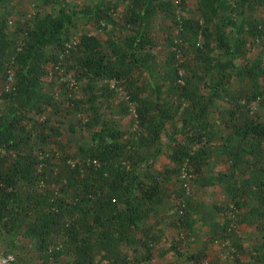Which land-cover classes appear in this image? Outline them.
<instances>
[{
	"label": "trees",
	"instance_id": "obj_1",
	"mask_svg": "<svg viewBox=\"0 0 264 264\" xmlns=\"http://www.w3.org/2000/svg\"><path fill=\"white\" fill-rule=\"evenodd\" d=\"M202 2V20L181 17L161 38L141 31L140 24L167 3L131 0L124 16L130 33L113 39L108 50L93 32L111 19L116 2L87 7L84 15L90 30L76 42L80 55L73 75L102 84L99 93L104 96L114 90L108 88L110 82L121 86L134 106L136 129L133 135L114 127L107 132L87 128L93 141L78 147L79 158L68 166L65 183L57 189L42 184V146L37 141L47 136V123L34 118L47 111L40 101L41 82L61 55L70 52L64 54L69 28L63 17H38L21 29L23 37L16 41L0 15V84L12 76L6 93L11 103L7 113L0 114L2 227L10 230L24 223L27 236L43 254L51 250L52 235L60 234L70 243L67 264H98L94 262L97 255L108 264H119L120 244L157 242L158 231L141 222L165 199L179 198L182 215L190 204L183 199L190 185H208L204 175L207 146L217 136L223 139L229 169L240 164L249 169L246 182L239 186L252 201V211L264 216V122L252 106L260 96L258 82L264 68L246 56L247 44L264 39V0H236L233 5L225 0ZM226 10L234 12V21ZM221 21L226 22L224 26ZM228 26L236 28H232L235 35L226 31ZM212 42L246 64L237 65L232 57L216 63ZM195 60L201 61V69L195 68ZM214 69L215 78L200 85L198 72ZM233 77L239 86H233ZM215 110L224 129L220 134L212 121ZM173 119L180 126L161 151L164 123ZM160 152L165 161H159ZM186 219L185 225L189 216Z\"/></svg>",
	"mask_w": 264,
	"mask_h": 264
},
{
	"label": "rangeland",
	"instance_id": "obj_2",
	"mask_svg": "<svg viewBox=\"0 0 264 264\" xmlns=\"http://www.w3.org/2000/svg\"><path fill=\"white\" fill-rule=\"evenodd\" d=\"M101 1L105 3L108 0H0V15L5 17L6 30L13 40L22 39L21 29L26 25H33L38 17H63L69 28L70 41L65 45L64 54L68 50L70 52L68 56L61 55L59 63H55V67L41 82L40 101L46 104L47 111L37 113L34 118L47 123V136L37 143L42 146L39 163L41 167L43 165V172L40 173L45 174L42 184L44 181L48 189H57L65 183L66 169L74 159L79 158L78 147L92 143L93 139L87 128L94 126L107 132L106 129L114 127L135 134L134 106L121 86H114L110 82L108 88L114 90L106 92L104 96L99 93L102 84L73 75L80 55L76 42L80 35L90 30L84 13L88 11L87 7ZM109 1L116 2V8L110 12L111 19L104 21L97 32H93L97 33L105 50L120 34L130 33L124 23V16L131 0ZM162 1L167 3L165 7L145 18L140 24L141 31L163 38L181 17L202 20L205 14L202 0ZM225 1L228 5H233L236 0ZM226 12L234 21V12ZM239 20L240 18H236L237 23ZM221 22L223 26L226 23ZM232 28L234 26L226 29L231 36L236 34V28ZM228 41L232 43V39ZM211 46V55L215 57L216 63L232 57L237 65L246 64L243 58L226 51L218 44L212 42ZM247 49L246 56L264 68V39L247 44ZM201 64V61L195 60L196 69H201ZM216 74V69L207 74L198 72V77H202L200 85L207 84ZM11 81L12 76H8L5 84H0V114L7 113L11 103L6 96ZM232 81L233 86L240 85L237 77H233ZM258 92L260 96L252 106L264 122V74L259 77ZM91 100L92 103L89 102ZM218 117L215 110L212 121L220 134L224 129L219 124ZM179 126L177 119L164 123L162 143L159 146L161 151L166 149V143ZM222 142L223 139L217 136L208 143L207 148L210 150L207 151L204 175L209 183L205 186L190 185L189 194L183 198L185 203L188 200L190 202L186 204L187 211L181 215L184 206L179 198L165 199L141 222L142 226L158 231L157 242L154 245L139 246L120 244L117 247L119 252H116L119 264H264V216L252 211V201L239 186L246 182L249 169L245 164L229 169L224 161ZM262 148L264 160V141ZM159 161H165L161 152ZM188 216L189 223L185 225L184 221H187ZM25 229L22 222L14 224L10 230L0 225V264H67L70 261V243L66 242L65 237L60 234L52 235L51 250L48 254H43L34 240L27 236ZM94 262L108 264L107 259L100 255L95 257Z\"/></svg>",
	"mask_w": 264,
	"mask_h": 264
},
{
	"label": "built area",
	"instance_id": "obj_3",
	"mask_svg": "<svg viewBox=\"0 0 264 264\" xmlns=\"http://www.w3.org/2000/svg\"><path fill=\"white\" fill-rule=\"evenodd\" d=\"M29 17L31 16L30 14L28 15ZM4 262V261H3Z\"/></svg>",
	"mask_w": 264,
	"mask_h": 264
}]
</instances>
